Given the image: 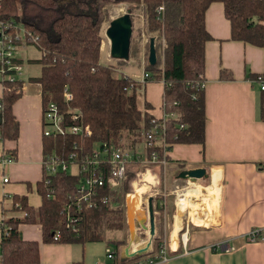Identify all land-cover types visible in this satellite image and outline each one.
Listing matches in <instances>:
<instances>
[{"label":"trees","instance_id":"1","mask_svg":"<svg viewBox=\"0 0 264 264\" xmlns=\"http://www.w3.org/2000/svg\"><path fill=\"white\" fill-rule=\"evenodd\" d=\"M212 2L222 5L230 40L264 50V24L260 23L264 21V0H0V21L21 26L27 43L40 51L35 60L40 66L39 75L27 81L37 83L40 90L42 129L44 108L52 102L62 116V127L77 124L89 131L86 136L68 132L42 134V160L50 155L66 160L71 152L80 157L103 142L119 144L132 152L141 145L139 155L148 157L151 149L146 145L145 132L160 119L148 113L151 105L145 100L139 106L137 97L143 85L151 81L162 82V112L178 115L163 122L168 148L172 144L202 145L205 112L203 88L199 85L204 82V44L211 39L204 27V12ZM117 3L127 4L130 18L132 13L139 12L143 30L153 38L156 55L153 65L147 63L148 41L139 61V38L134 41L130 38L128 60L138 66L142 63L146 74L142 83L120 71L127 60L99 61L101 28L108 21L107 7ZM32 37L34 42L30 40ZM257 75L264 80V62L262 71L249 74L248 78L256 82ZM219 78L231 79L224 70L219 71ZM22 85L21 79L1 82L0 142L16 140L18 136V123L11 107ZM65 94L69 95L68 100L64 99ZM71 111L77 114L76 120L71 119ZM257 113L260 121H264V90L260 89ZM154 149L161 158V148ZM8 157L13 160L15 151ZM164 160V165L154 164L164 176L176 177L183 169L180 161L166 155ZM137 164L139 160H133L125 166L124 179L117 186L111 188L103 183L96 187L93 205H83L80 210L73 204L79 175L68 172L42 175L35 185L40 197L37 207L28 205L25 196H12L10 205L2 209L0 220V264L38 262V242L22 239L18 230L21 223L37 224L42 243L103 242L115 255L112 264L156 260L164 245L160 224L148 252L123 261L116 258L119 247L125 244L124 198L131 194L128 183ZM207 178L208 173L206 181ZM163 198L158 195L152 199L159 218ZM16 213L20 216H15ZM67 213L73 221L65 220ZM54 232L59 233L56 240L52 239ZM116 232L123 235L116 237Z\"/></svg>","mask_w":264,"mask_h":264},{"label":"crops","instance_id":"2","mask_svg":"<svg viewBox=\"0 0 264 264\" xmlns=\"http://www.w3.org/2000/svg\"><path fill=\"white\" fill-rule=\"evenodd\" d=\"M204 27L211 37L204 44V142L202 145L172 144L166 156L182 162L183 169L205 168L208 185L204 190L210 197L211 211L200 217L202 224L192 219L190 224L186 220L184 223L177 215L173 197H169L172 191L164 193L162 217L153 210L154 226L157 213V229L153 236L160 224L168 259L156 264H264V121H260L257 113L258 84L248 78L249 74L262 71L264 50L229 39V24L219 2H212L206 8ZM139 45V61H142L143 46ZM19 53L18 45L16 59L22 66ZM106 61L109 60L106 58ZM129 61L136 63L130 59L123 67L128 68ZM138 67L142 72V63ZM220 70L229 72L231 79L219 78ZM122 72L128 76L135 74L132 69ZM153 87L159 89L158 93H153ZM162 87L161 81L147 82L139 95L138 105L143 100L148 102L151 105L148 113L157 119L163 117ZM1 88L0 84V94ZM11 110L18 123V136L16 140L0 142V157L15 151L12 161L0 162V220L2 209L10 205L12 196H25L32 207L40 204L35 185L43 175L42 105L38 84L23 82ZM140 150L141 145L136 152L140 154ZM124 204L126 244L130 237L136 240V231H141V219L145 216L136 217L141 210V197L134 214L129 212L130 202L126 205L125 198ZM14 215L20 216L19 213ZM166 216L171 224L168 232ZM176 216L179 221L175 220ZM253 227L261 228L262 234L257 241L247 242L243 235ZM18 230L22 239L38 242V262L33 264H98L104 257L106 246L103 242L42 243L37 224L21 223ZM116 233V237L123 235ZM225 239L233 247L231 251L208 248L209 244ZM125 244L116 253L118 260ZM139 247L137 243L130 245L131 250Z\"/></svg>","mask_w":264,"mask_h":264},{"label":"built area","instance_id":"3","mask_svg":"<svg viewBox=\"0 0 264 264\" xmlns=\"http://www.w3.org/2000/svg\"><path fill=\"white\" fill-rule=\"evenodd\" d=\"M161 11V7H158L157 12ZM262 24V23H261ZM13 29L9 31L8 29ZM31 42L35 39L32 37ZM25 33L22 29V36L19 34V25L5 24L0 21V84L3 81L19 80L22 66L15 62L16 52L20 43H27ZM146 74L142 71L138 80L143 82ZM256 83L260 90H264V80L257 75ZM203 88V83L199 85ZM65 100L69 99V95L65 94ZM178 115L170 113L168 115L163 113V117L160 118L159 123H154L151 129L145 132L146 145L151 149L148 157L140 156L139 153L132 152L131 150L123 149L119 144L113 145L111 143H101L97 147L93 148L90 153H85L78 157L75 152L68 154L66 160L57 158L54 155H50L42 160V170L44 175H52L58 171L67 172L69 166L74 167V172L70 174L79 175V180L75 186V193L73 196V204L75 208L80 210L83 205H93V197L95 196V188L106 183L109 187L117 186L125 176V166L133 160H139V164H160L164 165V155L168 151V144L164 138V119L167 117L176 118ZM71 119L76 120L77 114L71 111ZM62 116L58 111L57 106L49 102L43 111V129L42 134L47 136L50 134H63L68 132L72 135L86 136L89 131L86 127H82L77 124L70 125L68 127H62ZM155 147H159L162 150V157L159 158ZM12 161L11 157H0V162ZM105 165V167H104ZM69 173V172H68ZM104 175H106L104 177ZM3 182L6 178L2 179ZM104 201V199H102ZM65 220L67 222L73 221V218L66 214ZM262 234V229L253 227L249 229L243 238L247 242H255ZM59 238V233L54 232L52 239ZM208 248L214 251H231L233 247L229 243L228 239L213 242L208 245ZM105 260L98 264H112L114 260V253L109 247L104 250ZM1 257V254H0ZM168 259V253L166 246H161L159 254L156 260L147 259L146 261H138L134 264H156L165 262Z\"/></svg>","mask_w":264,"mask_h":264},{"label":"rangeland","instance_id":"4","mask_svg":"<svg viewBox=\"0 0 264 264\" xmlns=\"http://www.w3.org/2000/svg\"><path fill=\"white\" fill-rule=\"evenodd\" d=\"M127 9V4L124 3H117L114 4L113 6L108 5L107 7V12H108V21L105 22L102 25L101 28V34L103 36V40L101 42V46H100V58L99 61L101 63H106V62H112L115 63L114 59H112L109 55H108V42L106 40V38L104 37V29L107 26L108 22L110 19L117 17L121 14H123L125 12V10ZM132 30H131V40H137L139 38V42L141 43L142 46H145V43H147L149 35H147V33L143 30V26H142V16L139 12H135L132 13ZM19 34L20 36H22V28L21 26H19ZM19 49H20V56L21 59L23 61L22 64V70H21V74L19 75V78L23 81L26 82L28 78L30 77H36L39 75L40 72V66L38 63L35 62L36 59L39 58L40 56V51L39 49L30 43H20L19 44ZM142 50H144V47H142ZM143 53V52H142ZM109 61L105 62L106 58ZM129 67H120V71H128L129 70H134L135 74L132 75L133 78L135 79H139V77L141 76L142 72H141V67L136 66V63H133L131 61H129ZM137 67V68H136ZM143 70V69H142ZM148 90V87H147ZM158 88L157 87H153L152 91L153 93L156 92L158 93ZM137 104H140V99H139V95L137 97ZM133 176L131 177V179L129 180L128 183V188H129V192L131 193L129 195H127L126 197V205L129 203L128 201V197L130 196H138V203H140V197H141V210L140 212H138L136 214V217H140V216H145L146 218V200L148 197H151L152 199L155 196L158 195H163L164 193H168V191H172L171 193H169V197H173L174 202H175V208L177 210V215L180 217V219L185 223V220L187 222V224H190L191 215L193 214H197L200 217L201 216H206L207 212L211 211V207L212 204H210V197L207 195V192H205L204 188L205 186H207L208 182L206 181L205 178H200V179H196L195 181H190L188 179H178L175 178L171 175H166L164 176V172L162 170H159V168L154 165V164H147V165H143V164H137L136 166H134L133 168ZM67 172H74V167L73 166H69L67 169ZM147 178L149 180V182L144 181V179ZM151 184V185H150ZM142 188V193L141 194H137V192L135 191V189H141ZM191 189H195L198 192L196 195H194V207L190 208L189 207H185L183 210L179 212L178 209V205H177V200L176 198L178 197V195H183V193L187 190H191ZM168 198V196L166 197ZM172 199V198H171ZM199 199V200H198ZM171 202V200H170ZM153 205V204H152ZM168 216V214H166ZM156 219L154 221L155 226H154V230L157 229V213H156ZM166 216V217H167ZM170 216V215H169ZM178 216L177 219L175 217V220H178ZM188 220V221H187ZM179 221V220H178ZM192 221V220H191ZM145 222V221H144ZM166 222H169V225L166 227V232H168L170 230V221H168V217ZM185 226V225H184ZM139 230V229H138ZM117 233H115L114 235H116ZM155 235V234H154ZM113 236V235H112ZM136 240L132 242V245L136 244L139 246H143L148 240H149V235H148V231L147 230H142L141 231H136ZM153 236L151 237L150 240V249H151V241H152ZM164 246H165V242H164ZM104 250H103V256H104ZM105 261V256L103 257L102 261Z\"/></svg>","mask_w":264,"mask_h":264},{"label":"water","instance_id":"5","mask_svg":"<svg viewBox=\"0 0 264 264\" xmlns=\"http://www.w3.org/2000/svg\"><path fill=\"white\" fill-rule=\"evenodd\" d=\"M131 18L130 11L126 9L125 12L117 17L109 20L104 29V37L108 42V55L115 60L126 61L129 58L130 37H131ZM147 63L153 65L156 62V55L154 50L153 38H148L147 48ZM207 176L206 170L203 167L182 169L176 175L179 179H188L195 181L196 179L205 178ZM146 220V221H145ZM145 221V223H144ZM140 227L148 231L149 240L141 247L134 250L130 249L133 238L130 237L125 246L122 247V256L120 261L139 256L150 250V240L154 233L153 224V205L152 198L148 197L146 200V218L141 219Z\"/></svg>","mask_w":264,"mask_h":264},{"label":"bare ground","instance_id":"6","mask_svg":"<svg viewBox=\"0 0 264 264\" xmlns=\"http://www.w3.org/2000/svg\"><path fill=\"white\" fill-rule=\"evenodd\" d=\"M144 181L149 182V180L147 178L144 179ZM151 185V184H150ZM135 191L137 192V194H141L142 193V188L141 189H135ZM197 190L195 189H191V190H187L183 193V195H179L177 198V205L178 207L184 208V207H189L193 208L194 207V195L197 194ZM199 195V192H198ZM129 202L130 204L127 205L128 210L131 214H134V211L136 210L137 206H138V196H130L129 198ZM199 200V199H198ZM195 208V207H194ZM205 219V218H204ZM192 221L196 224H202V220L200 219V216L197 214H193L192 215Z\"/></svg>","mask_w":264,"mask_h":264}]
</instances>
